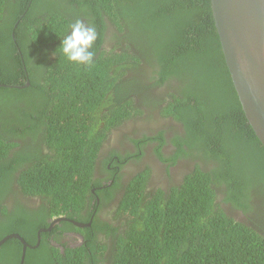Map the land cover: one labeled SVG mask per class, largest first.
Masks as SVG:
<instances>
[{
  "label": "trees",
  "instance_id": "16d2710c",
  "mask_svg": "<svg viewBox=\"0 0 264 264\" xmlns=\"http://www.w3.org/2000/svg\"><path fill=\"white\" fill-rule=\"evenodd\" d=\"M84 5L91 9L79 14L76 8ZM92 10L96 19L86 20L97 34L91 50L105 49L111 57L103 65L96 60L88 66L77 65L67 61L60 45L70 25L81 16H91ZM101 13L111 23L112 41L116 40L110 48L103 46L108 25L101 21ZM126 33L131 41L126 39ZM133 35H138L135 40ZM30 43L37 51L40 49L35 60L30 56ZM17 47L24 62L14 55ZM51 47L53 62L48 61L51 55L43 52ZM139 50L151 53L161 68L170 66L174 76L185 79L180 94L163 111L174 114L189 127L188 114L198 112L190 109L185 114L186 109L191 100L199 104L203 114L192 121L196 126L190 124L196 128L193 141L196 147L208 150L211 159L220 161L212 171L218 177L215 182L224 180L226 198L231 200L235 191L247 197L250 189L264 194V148L251 128L218 133L220 120L227 119L233 103L243 123L245 117L220 49L210 0H0V83L23 85L34 73L46 79V86L40 89L32 85H39L37 77L22 90L0 86V239L18 232L27 243L35 245L36 230L47 227L52 218L67 215L84 222L90 219L73 217L72 209L84 206L89 189L96 183L94 164L107 134L133 116L132 100L126 97L130 88L136 92V84L129 80L126 69L136 66L144 56ZM106 64L114 65V74L106 71ZM154 83L161 86L158 81ZM59 91L61 95H57ZM18 97L24 98L23 104L31 103L32 97L39 102L47 99L49 123L44 126L28 120L32 108L26 111L14 104ZM27 138L30 141L23 142L22 147L19 139ZM39 142L48 153L39 150ZM113 154L118 155V151L112 149L101 163L106 165ZM224 173L229 178H224ZM115 177L121 176L117 173ZM14 178L18 181L13 184ZM211 178L208 174L188 177L168 201L152 199L138 216L128 206L133 181L112 217H137L131 224L123 223L124 231L116 237L111 264H264V227L240 223L216 206L215 188L221 185L213 186ZM118 187L117 181L114 189ZM18 189L33 196L35 205L25 203ZM114 189L102 190L101 195L109 198L115 194ZM10 200L12 206L7 207L5 203ZM96 223L106 225L94 219L90 228L79 229L86 244L95 249L91 255L82 248L83 256L70 254L66 263L58 250L48 245V237L59 229L56 226L42 232L40 244L26 249L25 257L36 254L45 259L33 264H85L84 254L99 261L103 259L101 248L106 246L93 236L95 229H91ZM21 251L18 239L6 240L0 246V264H16Z\"/></svg>",
  "mask_w": 264,
  "mask_h": 264
},
{
  "label": "flooded vegetation",
  "instance_id": "af4514ba",
  "mask_svg": "<svg viewBox=\"0 0 264 264\" xmlns=\"http://www.w3.org/2000/svg\"><path fill=\"white\" fill-rule=\"evenodd\" d=\"M94 2H96V0H94ZM84 6V8L80 6L76 8L78 9L79 14H83L84 11L91 9L89 6ZM88 19H96L93 10L91 16L80 17V20L85 25H87L86 20ZM102 20L104 21L105 26L108 25V29H106V34L104 35L105 43L103 46L106 48L113 47V45L116 44V40L112 41L109 34L111 33L109 30H112L110 27L111 23L109 24L107 17L104 15H102L101 21ZM128 33H130V31ZM128 33H126L125 37L131 41ZM137 36L138 35H133L134 40ZM121 38L123 40L122 42H126L123 37ZM117 41L121 42L119 39H117ZM50 44H53V42H50ZM30 45L33 47L30 56L35 60L37 59V54H40V49L37 51L35 44L33 46V44L30 43ZM43 52L47 53V56L51 55V58L48 61L53 62L55 56L52 52V47L49 48L48 51ZM93 52V60L98 61L102 65L105 61L109 62L111 56L105 49H97ZM138 53H144L143 57L140 56L139 63L134 67L131 66L126 69V74L130 77L129 80H133L134 84H136V92L134 93L130 88V93L126 97V100H132L131 104L134 109L133 116L125 118L119 127H114L112 131L107 134L106 139L102 143L101 149L98 152V159L95 160L94 164L93 178L96 183L89 189L90 194L85 197L86 203L84 206L76 209V211L72 209L73 217L87 218L90 216V219L84 222L79 221L78 219H73L67 215H62L61 217L64 218L63 220L54 224L50 230L43 232H50L56 226H59V229L48 237V245L53 246L58 250V252L65 258L66 263L70 254L72 257L79 255L83 256L82 248H85L90 255L94 252L95 249H91L92 247H89L86 244L87 239L79 229L90 228L92 226V220L94 221V219H96L101 220V223L106 225H104L105 227H101V225H97L96 223L91 229H95L93 231V236L99 244H103L106 247L105 249L101 248L100 253L103 259L96 262L90 260L87 254H84V257L86 258L85 264H111V257L117 240L116 237L124 231L125 225H123V223L131 224L134 218L141 213L142 208L147 205V202L152 199H157L160 202L168 201L175 189L183 187L188 181L187 178H193L195 175L208 174L212 177L211 179L214 180L213 186L215 184L221 185L215 188L216 198L214 199V203L222 209L225 214L248 226H254L255 228L256 226L258 227V225H261V229L264 227V194L259 193L257 189H250L246 194L247 197H244L235 191L236 195L232 196L231 200H228L226 198L227 187L225 186L224 180L215 182L218 177H216L212 171L215 167L220 165V161L211 159L208 150L205 151V149L202 150L196 147L193 141L196 128L191 127L190 124L194 125L192 124V121L196 120L200 114H203L199 104L195 100H191L189 103L190 106L186 109L185 114H188V110L190 109L198 112L196 115L188 114L186 119H190L188 120L189 127H187L174 114L163 111L164 107H168L169 104H172L174 97L180 94V91L182 90L180 88L185 85V79H180L178 76H174V70L170 66L161 68L151 53L140 50ZM14 55L20 57L22 62H24V56L19 47H17ZM48 61L47 63L49 64ZM106 66V71L110 74H114V65L106 64ZM23 67V69L27 71L25 65H23ZM47 75L50 76V71H47ZM16 77H19V74H17ZM27 77L29 78V76ZM36 77L39 80V85L30 83L31 80L35 81L34 78ZM29 79H27L23 85H13L17 86L14 88L22 90L28 88L32 84L34 89H40V86L45 85L46 81L44 76H36L35 73ZM155 81L160 82L161 86L155 84ZM26 83H28V85L24 86ZM61 94L62 93L59 91L57 95ZM23 100V97H18L15 99L14 104L22 108L25 107L26 111L28 108H32V112H28V114H30L28 115V120L34 119L37 123L44 126L49 123V120L47 119V110L50 103L47 99L39 102L36 98L32 97L31 103L28 104H23ZM131 104L129 105L130 107ZM37 111H41V113H37ZM233 111H235V114H232ZM228 112L227 119L220 120L222 127H220V129L218 128V133L224 134V131L226 133H231L232 131L237 132L238 128L244 129L248 126L246 119L245 123L241 121V115L238 108L236 110L235 103L230 106ZM226 122L229 124H225ZM103 126L104 124L102 122L101 127ZM19 141H21L20 145L23 147V142L30 141V139H19ZM253 143L258 146L256 141ZM41 144L42 142H39V150L48 153L47 147ZM259 145L262 147L261 144ZM17 148L18 146L15 147V149ZM112 149L117 150L118 155L113 154L112 160L107 162L106 165H103L101 163L102 160ZM114 159L116 160L115 164H113ZM117 173L121 176L119 179L115 177ZM223 177L229 178V175L224 173ZM17 181L18 179L14 178L13 184ZM117 181L119 187L114 189V185ZM133 181L135 182V187L128 206L130 211H136L137 216L134 217L130 215L124 217L121 214L118 216L119 219L116 220L112 217L113 212L118 208L128 186L131 185ZM108 188H113L115 190V194L109 198L105 195H101L102 190ZM15 190H17V186H15ZM18 193L25 199V203H29V205L34 203L35 198H33V196H30L32 197L31 199L25 195L21 189H18ZM27 198L30 199V201H26ZM88 200L90 205H87ZM12 203L13 201L10 200L5 204L7 207H10L12 206ZM87 210L88 212H86ZM52 220L53 218L49 220L47 227H42L36 230L37 239L40 229H47L51 225ZM76 222L83 224L90 223V225L80 227L75 224ZM102 228L105 229L102 230ZM113 228L116 230L112 231ZM108 229L111 230V234H108ZM39 237H42V234H40ZM28 245H30V247H28L29 249H34L38 246L31 248L34 245L29 243ZM21 254L19 257L20 259L17 260L16 264H21ZM25 256L22 264L28 262L33 264L34 261L45 262V259L38 258L36 254H31L30 258H26ZM26 259L28 262H26Z\"/></svg>",
  "mask_w": 264,
  "mask_h": 264
},
{
  "label": "water",
  "instance_id": "95a60500",
  "mask_svg": "<svg viewBox=\"0 0 264 264\" xmlns=\"http://www.w3.org/2000/svg\"><path fill=\"white\" fill-rule=\"evenodd\" d=\"M210 7L238 102L248 126L264 148V0H210ZM0 86L17 87L3 83ZM63 219L57 217L47 229L42 230H50ZM75 224L80 227L90 225ZM10 238L18 239L22 244V264L30 245L18 233H11L0 239V246ZM39 241L38 238L31 248L36 247Z\"/></svg>",
  "mask_w": 264,
  "mask_h": 264
},
{
  "label": "clouds",
  "instance_id": "9594fccd",
  "mask_svg": "<svg viewBox=\"0 0 264 264\" xmlns=\"http://www.w3.org/2000/svg\"><path fill=\"white\" fill-rule=\"evenodd\" d=\"M96 38L94 27L77 20L70 25V31L62 39L60 51L69 62L77 65H91L94 56L91 49Z\"/></svg>",
  "mask_w": 264,
  "mask_h": 264
},
{
  "label": "bare ground",
  "instance_id": "6f19581e",
  "mask_svg": "<svg viewBox=\"0 0 264 264\" xmlns=\"http://www.w3.org/2000/svg\"><path fill=\"white\" fill-rule=\"evenodd\" d=\"M59 217H61V216H59ZM56 218H57V217H56ZM56 218H53V220L56 219ZM43 229H44V228H43ZM42 232H44V231H43L42 229H40V232H39V234H38V238H39V240H40V237H39V236H40V234H41ZM39 242H40V241H39Z\"/></svg>",
  "mask_w": 264,
  "mask_h": 264
}]
</instances>
